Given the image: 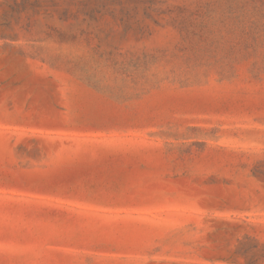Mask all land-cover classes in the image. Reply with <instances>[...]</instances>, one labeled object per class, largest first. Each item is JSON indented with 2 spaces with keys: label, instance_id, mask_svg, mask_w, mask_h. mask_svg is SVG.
Masks as SVG:
<instances>
[{
  "label": "rangeland",
  "instance_id": "rangeland-1",
  "mask_svg": "<svg viewBox=\"0 0 264 264\" xmlns=\"http://www.w3.org/2000/svg\"><path fill=\"white\" fill-rule=\"evenodd\" d=\"M0 264H264V0H0Z\"/></svg>",
  "mask_w": 264,
  "mask_h": 264
}]
</instances>
